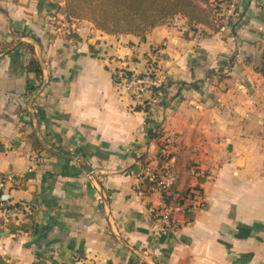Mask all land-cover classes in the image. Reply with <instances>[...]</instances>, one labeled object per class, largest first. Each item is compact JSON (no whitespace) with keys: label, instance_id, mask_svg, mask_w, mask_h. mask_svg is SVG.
Listing matches in <instances>:
<instances>
[{"label":"crops","instance_id":"obj_1","mask_svg":"<svg viewBox=\"0 0 264 264\" xmlns=\"http://www.w3.org/2000/svg\"><path fill=\"white\" fill-rule=\"evenodd\" d=\"M238 4L221 33L177 16L142 39L69 22L64 2L0 0V176L20 177L11 195L31 208L0 219L4 261L264 264V0ZM159 49L163 87L144 107L113 74ZM160 135L176 142V191L203 192L167 235L149 209L161 196L134 192L161 165Z\"/></svg>","mask_w":264,"mask_h":264},{"label":"built area","instance_id":"obj_2","mask_svg":"<svg viewBox=\"0 0 264 264\" xmlns=\"http://www.w3.org/2000/svg\"><path fill=\"white\" fill-rule=\"evenodd\" d=\"M204 6L211 10L212 20L219 23L218 29L221 32L241 15L238 0H208V4ZM161 57V49L148 55L142 72L126 68L116 70L113 74L116 88L126 92L135 103L144 107L152 106L156 102V95L163 87ZM158 141L161 165L157 169L144 167L134 192L141 199H146L153 194L161 196V206L159 208L151 206L149 209L154 222L158 225L157 233L167 235L180 228L188 212L201 208L203 192L200 185L190 187L184 192L174 190L177 177L172 160L176 142L163 135L158 137ZM20 183V177L14 174L0 176V219L7 224L11 223L13 216L31 212L30 206L15 202L11 195L13 188Z\"/></svg>","mask_w":264,"mask_h":264},{"label":"trees","instance_id":"obj_3","mask_svg":"<svg viewBox=\"0 0 264 264\" xmlns=\"http://www.w3.org/2000/svg\"><path fill=\"white\" fill-rule=\"evenodd\" d=\"M64 2L63 12L69 22L87 21L106 34L133 35L146 39L155 28L167 24L171 19L182 16L188 20L190 27L198 25L214 26L211 10L204 5L208 0H51ZM0 10H2L0 8ZM26 47L31 58L27 65L29 73L38 77L43 75L41 65L36 57L33 46L20 43ZM264 76V68L262 69ZM31 87L30 91H34ZM162 90V89H161ZM34 135H32L33 137ZM36 148L42 149L38 142ZM176 191V187L174 188ZM27 226L20 228L9 225L11 232L26 230ZM0 264H8L0 257Z\"/></svg>","mask_w":264,"mask_h":264},{"label":"rangeland","instance_id":"obj_4","mask_svg":"<svg viewBox=\"0 0 264 264\" xmlns=\"http://www.w3.org/2000/svg\"><path fill=\"white\" fill-rule=\"evenodd\" d=\"M214 24H215V26H216V29H217V28H218V24H219V23H215V22H214ZM211 28H212V31H214V30H215L214 26H212ZM213 29H214V30H213ZM218 30H220V29H218ZM218 33H221V31H218Z\"/></svg>","mask_w":264,"mask_h":264},{"label":"water","instance_id":"obj_5","mask_svg":"<svg viewBox=\"0 0 264 264\" xmlns=\"http://www.w3.org/2000/svg\"><path fill=\"white\" fill-rule=\"evenodd\" d=\"M82 164V163H81ZM85 168L87 167L86 164H82Z\"/></svg>","mask_w":264,"mask_h":264}]
</instances>
